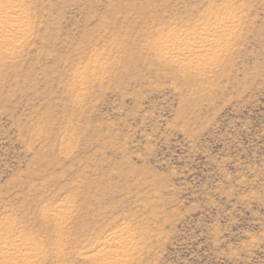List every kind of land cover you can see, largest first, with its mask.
<instances>
[{"label": "rangeland", "instance_id": "374dc122", "mask_svg": "<svg viewBox=\"0 0 264 264\" xmlns=\"http://www.w3.org/2000/svg\"><path fill=\"white\" fill-rule=\"evenodd\" d=\"M23 6L28 37L0 52V247L14 231L28 264H100L124 230L123 264H264V0ZM227 9L213 71L161 58L164 33Z\"/></svg>", "mask_w": 264, "mask_h": 264}, {"label": "bare ground", "instance_id": "6f19581e", "mask_svg": "<svg viewBox=\"0 0 264 264\" xmlns=\"http://www.w3.org/2000/svg\"><path fill=\"white\" fill-rule=\"evenodd\" d=\"M23 1L0 0L1 53L15 51L28 37L29 15ZM207 22L195 25L187 33H175L173 30L164 33L159 45L161 58L170 66L187 71L189 75L213 71L211 65L230 46L236 20L227 9L224 16H215ZM110 236L115 240L97 242L99 250L84 258L93 263L123 264L131 255L129 246L133 243L132 237L124 230H114ZM1 241L4 244L0 247V264H28L38 256L36 250L28 247L26 239L17 232H7Z\"/></svg>", "mask_w": 264, "mask_h": 264}]
</instances>
